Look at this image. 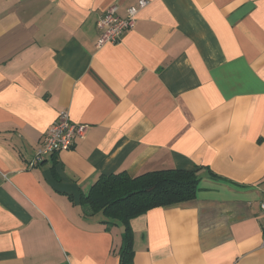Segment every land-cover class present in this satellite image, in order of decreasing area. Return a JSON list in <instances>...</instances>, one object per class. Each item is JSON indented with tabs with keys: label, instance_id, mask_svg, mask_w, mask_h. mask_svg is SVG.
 Returning a JSON list of instances; mask_svg holds the SVG:
<instances>
[{
	"label": "crops",
	"instance_id": "obj_1",
	"mask_svg": "<svg viewBox=\"0 0 264 264\" xmlns=\"http://www.w3.org/2000/svg\"><path fill=\"white\" fill-rule=\"evenodd\" d=\"M139 1L0 0V264H118L123 225L81 194L170 168L197 196L129 221L131 264H264V0H146L97 48ZM61 110L85 136L31 165Z\"/></svg>",
	"mask_w": 264,
	"mask_h": 264
},
{
	"label": "trees",
	"instance_id": "obj_2",
	"mask_svg": "<svg viewBox=\"0 0 264 264\" xmlns=\"http://www.w3.org/2000/svg\"><path fill=\"white\" fill-rule=\"evenodd\" d=\"M197 168L161 169L131 177L125 172L101 175L86 193L80 205L92 215L100 214L105 222L123 225L118 264H131L132 233L129 221L156 207H166L193 200L199 190Z\"/></svg>",
	"mask_w": 264,
	"mask_h": 264
},
{
	"label": "built area",
	"instance_id": "obj_3",
	"mask_svg": "<svg viewBox=\"0 0 264 264\" xmlns=\"http://www.w3.org/2000/svg\"><path fill=\"white\" fill-rule=\"evenodd\" d=\"M146 3V0H140L137 5L128 6L124 16L117 14L116 5L109 6L96 20L95 46L98 48L105 44L119 42L123 34L134 27L138 11ZM87 129V124L72 122L66 110L59 111L56 120L42 134L31 165L40 162L50 154L70 149L77 139L85 136ZM259 206L264 212V198Z\"/></svg>",
	"mask_w": 264,
	"mask_h": 264
}]
</instances>
